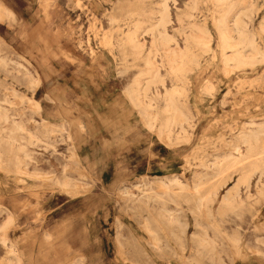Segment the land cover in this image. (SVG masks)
<instances>
[{"label":"rangeland","instance_id":"obj_1","mask_svg":"<svg viewBox=\"0 0 264 264\" xmlns=\"http://www.w3.org/2000/svg\"><path fill=\"white\" fill-rule=\"evenodd\" d=\"M158 1L0 0V57L8 59L0 65V98L5 88L15 90L21 101L7 98L30 129L42 133V119L53 126L43 141L29 145L33 160L24 174L15 170L14 152L0 145V224L7 210L14 214L6 234L22 264H77L82 257L81 264H264V128L249 151L239 140L240 132L264 122V54L250 65L225 64L217 32L225 5H233L225 18L231 26L232 14L250 3L252 12L241 15V23L264 53V0H169L167 31L197 63L187 62L183 75L174 76L158 55L164 86H151L152 102L143 112L126 91L145 69L149 36L140 55L126 36L135 24L155 21L149 12ZM191 22L207 33L208 48L188 41L197 33L188 28ZM18 59L38 73L36 85L17 68ZM173 86L182 89L176 99L189 119L168 139L159 134L166 116L161 94ZM257 162L258 170L252 167ZM33 170L41 175L28 174ZM245 173L247 190L239 181ZM63 174L69 190L58 182ZM174 174L183 187L198 179L201 196L211 197L208 205L193 211L189 189H176L173 202L165 198L163 204L119 195L124 187L137 195L150 187L160 191L158 179ZM236 184L238 202L226 206L222 196ZM161 208L177 215L179 226L161 219ZM144 218L161 240L159 250L150 245ZM204 232L216 240L222 263L198 250ZM9 258L0 243V264Z\"/></svg>","mask_w":264,"mask_h":264},{"label":"bare ground","instance_id":"obj_2","mask_svg":"<svg viewBox=\"0 0 264 264\" xmlns=\"http://www.w3.org/2000/svg\"><path fill=\"white\" fill-rule=\"evenodd\" d=\"M168 1L169 0L158 1L157 6L153 10V12H149V14H156V17H155L156 19L154 22L149 23L148 25H145V26H142L141 24L137 23L133 26V29L128 31L127 36H126L127 43L129 44L133 53L136 55H140L141 51L145 48L146 40L144 38V35L147 34L149 36L150 46L148 50L146 51V54L142 57L143 59L142 61L144 62L145 69L141 70L137 74V76L133 79V81L131 82V84L129 85L126 91L130 100L132 102L137 103V105L141 108L143 112L148 111L149 105L152 102L151 95L153 94H152V91L150 90L151 86L154 85L156 82H160L161 86H164L163 81L160 80V75L158 73L159 67L156 64L157 63L156 57L158 55H164L166 57L167 65H168L167 66L168 73L174 76L183 75L185 71V64L187 62H193V63L195 62V64L197 63V61L195 60V57L192 56V54H190V52L187 51V48L182 49L178 47L177 40L172 35H170L169 32L167 31L166 26L170 21ZM216 1L225 5V3H227L228 0H216ZM238 1H243V0H238ZM192 6L195 7L194 2ZM194 7H191V8H194ZM232 7H233L232 4H229L228 6L225 5V8H223V10L221 11V15L219 19H217V29H218L217 32H218V36L220 38V43H221L220 46L222 49L221 51L222 60H223V63L228 64L230 62L236 67L242 64L250 65V63H255L256 61L259 60L258 55L264 54L261 52L260 49L256 47L255 41L253 39L254 36H251L250 35L251 33L250 34L248 33V31L245 28L246 25L244 26L241 23V18H240L241 15H245V14L247 15L248 14L247 12H250L252 10L251 8H253V5L249 3L248 5L249 8L247 7V9L245 8V10L240 9V10L235 11L231 16L232 21H231V26H230L225 22L226 21L225 18H227L231 14ZM190 14H189V17L192 15ZM261 25H264V23H262ZM188 28L191 31L196 30L197 32L196 34H191L189 36L188 41L191 42L192 44H195L198 46L200 45V46L208 48L207 33L204 30L197 27L195 22L189 23ZM262 29H264V27H262ZM171 44L174 45V47H172ZM226 48L230 50L229 53H226L225 51ZM20 59L21 60L23 59V62H25L26 64H30L26 58H23L22 56H20ZM20 59H18V61L15 62L17 68L22 70L26 75L29 76L30 83H32L33 85H36L40 79L38 73L34 71V74H31L29 72V69L24 65V63ZM7 63H8L7 58L0 57V65L5 67ZM181 90L182 89L179 88L178 86H173L172 88H169V89H167L166 87H163V93L161 94V96L164 101V111L166 112V116H165L164 121L160 125L161 128L159 130V134L161 135V133H163L164 135H166L167 138L170 134L171 129L174 126H177V128L179 129L178 131L180 132L184 128V123L188 122L187 120L189 119L186 113L182 111L181 107L177 103L176 97L181 93ZM8 96L20 97V101L22 98V96H19L15 90L8 89V88L4 89L3 96L0 98V145L14 152L15 170L17 171L18 174L20 173L24 174L26 173V171H24L25 168L23 167L25 166L26 162L29 161L30 159L33 160V153L31 149L29 148V145H34L38 142L43 141L41 136L45 134L44 135L45 137L48 132H51L53 130V126L50 125L44 119H42L41 126L42 127L44 126V131H42V133L39 128L35 130L30 129L27 123H25V121L21 119L22 118L21 114L19 112H15L14 105L16 102L8 99L7 98ZM30 103L36 110L41 108L40 104L35 100H31ZM251 124H254V122H251ZM260 128L261 129L264 128V122L258 124L257 128H251V129L248 128L246 131L240 132L239 134L240 143L246 147L247 151H249V147H251L253 143L258 141L259 132H262V130L261 131L259 130ZM233 150L238 151V146L237 145L233 146ZM71 155L73 157L76 156L73 150L71 151ZM225 157H228V155ZM246 157L247 155L245 156V158ZM246 159H249V158H246ZM0 161H1V153H0ZM259 163L260 162L253 163L252 167L254 169L257 168L259 166ZM212 166H213L212 169L214 173H218L220 167H216L215 164H213ZM256 170H258V168ZM28 174L34 177L41 175L40 173L37 172V170H33L31 173H28ZM249 175L250 174L248 175L246 174L242 176L241 180H239L245 184L246 190L248 188ZM62 178L64 180L62 181L60 180L58 182L63 187V189L69 190L71 186L68 183V181H66L68 180L69 177L66 174H63ZM158 181L160 182V184H158L160 191H156L150 187V188H146L144 192L141 190L142 193L141 194L138 193L139 195H137L133 191L124 187L119 190V195L133 199L139 204L148 205L150 204L149 202L151 200H155L163 204L165 198H168L172 201L173 199L172 196L174 195V191L176 189H180V190L189 189L191 191V194H189L190 196L189 195L188 196H189V199L193 201V206L191 207V209L193 211H198V212L202 207H206L211 199V197L208 196L209 194H207V197L201 196L202 183L198 179L194 181L193 185L190 186V188L186 186L183 187L184 183H182L177 177V175L175 174L172 175L171 177L159 178ZM145 186H146V183H145ZM137 188L139 189V187ZM74 189L75 187H73V190ZM238 190L239 189H238L237 184L234 185L231 189L226 191V193L222 196V202L226 206H233L235 203L238 202L237 201L238 195H239ZM212 194L214 195L215 192ZM239 201L241 202V200ZM160 217L165 222H168L171 224L175 223L178 225V223L181 222L178 220L177 215H175L173 212L165 208H161ZM14 220H15L14 214L11 211L7 210V215H6L5 220L2 224H0V243L2 246L5 247L6 253L11 255V258H9V262L6 264H22V260H21L19 252L17 251L13 243L9 242V238L6 234V230L8 229V227H10L13 224ZM143 225H144L145 231L149 233L150 245L154 249L159 250L161 240L159 239L156 232L154 231L155 232L154 233L152 228L149 226V220L147 218L143 219ZM202 229L203 231L206 230L205 228H202ZM180 230H179V233H180ZM171 233H173V231ZM46 237L49 238V235H46ZM197 245L199 246V249H198L199 251H205L206 254L209 255L208 256L209 261L214 262L216 260V257L218 258L217 259L218 262L222 261L218 255L219 252L216 247V240L208 237L205 234V232L204 234L199 235L197 237ZM84 260L85 258L82 257V260H79V261L77 260L79 262L77 264L83 263Z\"/></svg>","mask_w":264,"mask_h":264},{"label":"crops","instance_id":"obj_3","mask_svg":"<svg viewBox=\"0 0 264 264\" xmlns=\"http://www.w3.org/2000/svg\"><path fill=\"white\" fill-rule=\"evenodd\" d=\"M82 256H80V258H81Z\"/></svg>","mask_w":264,"mask_h":264}]
</instances>
